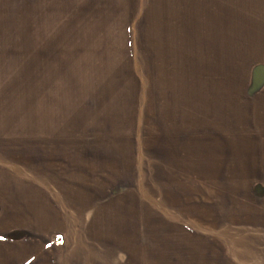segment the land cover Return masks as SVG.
Listing matches in <instances>:
<instances>
[{"label":"rangeland","instance_id":"rangeland-1","mask_svg":"<svg viewBox=\"0 0 264 264\" xmlns=\"http://www.w3.org/2000/svg\"><path fill=\"white\" fill-rule=\"evenodd\" d=\"M258 97L264 0H0V264H264Z\"/></svg>","mask_w":264,"mask_h":264},{"label":"crops","instance_id":"crops-1","mask_svg":"<svg viewBox=\"0 0 264 264\" xmlns=\"http://www.w3.org/2000/svg\"><path fill=\"white\" fill-rule=\"evenodd\" d=\"M216 55L218 57L222 56V55L220 56L219 54H216ZM217 62L220 64V60ZM209 63L211 64L213 62L210 61V62L206 63L205 60H202V62L199 63V64H201L202 68L201 69L199 68L198 70H201V71L211 70L210 68H207L208 66H210ZM203 66H205L204 69H203ZM220 66L221 65H219V67ZM205 68H207V69H205ZM218 70L219 69L211 71L212 72L211 76L213 77L212 80H208V77H207V79H205L204 81H201V85H205L206 87L209 85V88H210V90H212L211 93L213 95H217L220 92L223 93V92H225V89H226L225 88V86H226L225 81L224 82L221 81V79L218 78V76H217ZM207 74H209V73H207ZM203 75H205V74H203ZM211 102H209V103H211ZM210 106L212 107L211 104H210ZM223 106H225L224 103H222L221 105H218V108L216 110L205 109V113H208L210 115H207L204 118V120L201 122V125H198V126L205 127L207 117L211 116V119L209 120V122L210 123L213 122V124L217 127L218 132H220V131L226 132L227 130H230V131L233 130L234 131V129H235L236 132H238L241 135V137L246 136L247 135L246 133H249V132L251 134L253 132V134H255V135H262V137H258V138L256 136V140H259L260 142L262 141L260 143V145L258 146L257 150L251 144L249 146H247L243 143H240L239 142V141H241L240 139L233 140L234 144H231V148H232L233 153L237 156H239L238 155L239 151H244V152L248 151L253 155V157H254L255 150L257 152L262 151L264 153V104L262 102V99L258 97V99H256L255 102H253L251 104H246V106L244 108H238L237 105H235L234 107L231 108L230 114H226L225 109H224L225 107L223 108ZM213 107L215 108L216 105L214 104ZM228 116L231 117L230 121L226 120V117H228ZM228 126L230 127V129ZM192 127H194V126H192ZM241 137H239V138H241ZM251 138H254V137L251 136ZM256 157H257V155H256Z\"/></svg>","mask_w":264,"mask_h":264}]
</instances>
